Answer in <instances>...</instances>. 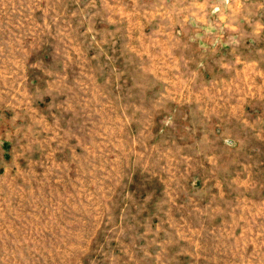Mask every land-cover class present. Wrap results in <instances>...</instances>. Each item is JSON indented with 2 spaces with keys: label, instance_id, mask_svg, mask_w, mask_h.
Returning <instances> with one entry per match:
<instances>
[{
  "label": "rangeland",
  "instance_id": "rangeland-1",
  "mask_svg": "<svg viewBox=\"0 0 264 264\" xmlns=\"http://www.w3.org/2000/svg\"><path fill=\"white\" fill-rule=\"evenodd\" d=\"M0 264H264V0H0Z\"/></svg>",
  "mask_w": 264,
  "mask_h": 264
}]
</instances>
